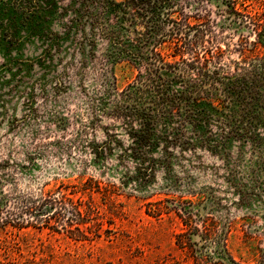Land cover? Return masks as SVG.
I'll return each instance as SVG.
<instances>
[{
	"label": "trees",
	"instance_id": "1",
	"mask_svg": "<svg viewBox=\"0 0 264 264\" xmlns=\"http://www.w3.org/2000/svg\"><path fill=\"white\" fill-rule=\"evenodd\" d=\"M234 13L251 30L253 40L243 35L235 44L224 42L211 20L194 24L179 0H0L4 49L11 52L31 39L42 48L34 59H11L7 64L21 73L19 86L27 84V74L36 67L43 72L17 91L25 114L11 117L10 129L30 123L39 99L47 103L50 97L73 92L81 96L83 110L70 117L63 110L53 112L49 121L60 133L52 142L37 143L35 152L23 150L27 161L20 166L12 160L0 162V192H7L6 185L14 181L8 174L11 163L23 170L45 148H54L59 156L77 155L81 173L93 164L116 168L121 185L132 184L134 192L146 191L160 174L172 181L179 180L178 169L187 174L188 168H203L204 152L220 161L216 168L224 172L229 189L238 192V202L251 211V205L262 206L264 219V12ZM231 52L238 54L236 60L229 57ZM123 63L137 73L121 89L115 69ZM53 132L34 131L32 140H50ZM118 190L94 178L42 190L57 192L41 196L47 208L38 210L36 217L47 216L44 220L19 226L1 223V229L45 226L85 239L80 226L97 209L92 199L85 203L75 195ZM170 190L180 191L174 184L167 187ZM180 217L189 230L178 236L179 245L190 251L192 264H264V251L254 263L235 261L217 227L204 224L201 231L191 216ZM194 234L204 241L201 246L193 241ZM248 237L259 239L251 233ZM213 245L219 259L200 250Z\"/></svg>",
	"mask_w": 264,
	"mask_h": 264
},
{
	"label": "rangeland",
	"instance_id": "2",
	"mask_svg": "<svg viewBox=\"0 0 264 264\" xmlns=\"http://www.w3.org/2000/svg\"><path fill=\"white\" fill-rule=\"evenodd\" d=\"M179 3L194 24L203 19L211 20L224 42L229 44L237 43L243 35L254 39L251 30L241 23L234 11L243 14L264 12V0H179ZM54 28L59 29L57 25ZM221 44L225 48L224 43ZM41 51L37 39L23 42L11 52L0 44L2 164L12 160L20 166L27 161L23 150L29 148L33 152L35 146L52 142L54 135L60 133H57L60 130L55 123L49 121V115L53 112L63 110L68 117L77 111L83 114L82 98L72 92L61 97H50L47 103L39 99L37 114L32 115L30 123L15 130L10 129L11 117L21 119L25 114L23 98L17 91L24 90L28 82L37 80L43 72L36 67L27 74V84L19 86L17 81L21 73L11 63L9 69L7 64L11 59H34ZM229 57L236 60L238 54L231 52ZM136 73L128 64L118 65L115 69L118 87L125 88L135 79ZM46 128L55 131L49 136L50 140L42 136L32 140L34 131H45ZM19 149V154H16ZM10 151H14L13 156H8ZM40 152L42 154L23 170H17L15 163L9 166L8 174L15 178L12 184L6 185L7 192H0V200L3 198L0 202V224L15 222V226H19L41 222L47 217H36L38 210L47 208L42 204V194H57L41 191L55 190L62 184L79 185L94 178L104 186L107 183L115 184L119 190L79 192L75 195L76 199L83 198L85 203L92 199L97 209L87 223L80 226L85 231V239L75 240L64 231L53 232L41 225H37L41 226L38 228L29 225L24 229L9 226L6 230L1 229L0 225V264H192L190 251L179 245L178 236L189 230L180 216L184 219L191 216L192 224L201 231L204 224L217 227L219 237L227 238L229 252L239 263H254L264 251V233H257L264 231L262 206L251 205L252 211L260 212L259 217H255L247 206H242L238 202V192L229 189L224 172L216 168L220 161L210 154L201 152L203 168L195 164L201 169L187 167L190 170L187 174H182V170L178 169L179 180L172 181L160 174L157 182L146 191L134 192L132 184L128 187L121 185V174L116 168L104 170L93 164L87 173H81L77 155L59 156L52 147ZM173 184L180 191H167V187ZM249 218L258 221L254 223ZM248 233L261 240L250 239ZM192 239L200 246L204 243L197 234ZM216 248L217 245H213L200 250L210 252L215 259H219L215 255Z\"/></svg>",
	"mask_w": 264,
	"mask_h": 264
}]
</instances>
